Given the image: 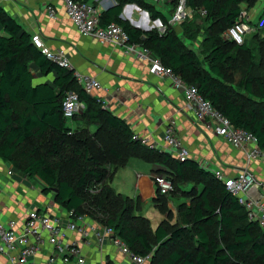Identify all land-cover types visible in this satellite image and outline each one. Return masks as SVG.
Wrapping results in <instances>:
<instances>
[{
    "label": "trees",
    "instance_id": "trees-1",
    "mask_svg": "<svg viewBox=\"0 0 264 264\" xmlns=\"http://www.w3.org/2000/svg\"><path fill=\"white\" fill-rule=\"evenodd\" d=\"M114 1L102 11L103 25L123 27L131 42L148 49L185 82L195 85L235 127L256 135L264 149V28L246 37L243 44L223 37L239 19L241 4L250 8L258 0H189L191 7H205L207 17L168 26L163 34L140 29L121 17L124 6L134 3L152 19L167 23L159 5L147 0ZM0 24L3 162L23 176L38 178L42 193H52L63 209L112 227L134 253L151 254L150 264H264V229L249 220L246 208L223 182L196 161H179L134 139L128 123L86 93L72 70L46 58L1 5ZM198 35L203 37L200 43ZM183 38L197 47L188 46ZM199 52L206 57L202 59ZM31 64L42 75L51 74L53 81L35 84ZM68 92L77 93L85 103L83 113L71 120L83 122L86 127L82 130L74 131L63 115ZM132 158L169 166L170 196L178 189L183 198L191 196L188 203L177 205L174 224L166 216L153 228L148 217L136 214L141 200L117 193L111 186L115 171ZM186 183L197 189L186 195L180 186ZM198 186H202L200 190ZM167 194L157 189L153 198L161 213L171 210Z\"/></svg>",
    "mask_w": 264,
    "mask_h": 264
},
{
    "label": "built area",
    "instance_id": "built-area-1",
    "mask_svg": "<svg viewBox=\"0 0 264 264\" xmlns=\"http://www.w3.org/2000/svg\"><path fill=\"white\" fill-rule=\"evenodd\" d=\"M147 1L159 5L162 12L167 8L171 17L167 19V23H164L161 19H152L150 13L138 4H126L122 15L143 30L157 29L163 34L168 26H178L193 17L205 18L208 15L205 7H191L189 0ZM62 2L67 17L82 36L120 47L125 55L135 56L148 63L152 75L167 79L171 87L182 92L196 120L208 123L215 135L224 138L233 147H248L245 152L248 162L257 159L264 161V149L259 146L256 135L235 127L229 118L202 96L195 85L185 82L159 58L154 57L148 49L131 42L123 27L116 23L103 25L102 10L92 1L62 0ZM47 11L52 19L57 18V9L54 6H48ZM262 28L263 23H253L246 11L242 10L239 19L225 31L223 37L237 44H243L246 37ZM31 41L46 58L60 67L72 70L77 83L86 93L91 94L101 87V83L95 77L83 74L74 68L64 49L46 48L39 33L31 34ZM80 102L77 93H67L62 110L65 119L69 122L76 114ZM134 139L154 147L148 139L135 134ZM164 140L179 161L190 159L191 152L178 135L175 121L167 123ZM213 174L246 208L249 220L257 222L264 229V199L250 195L258 185L249 170L245 168L232 177L226 175L222 169L215 170ZM154 179L160 193L167 194L173 190V183L167 177L157 176ZM92 242L101 251L105 246L111 247L116 253L124 256L129 264H150L151 254L144 256L131 251L112 227L94 221L86 214L79 215L74 211H67L57 205L53 198L44 206L28 209L23 220L0 219V255L11 264H70L73 261L75 264H87L85 247ZM103 264H118V261L112 259Z\"/></svg>",
    "mask_w": 264,
    "mask_h": 264
},
{
    "label": "crops",
    "instance_id": "crops-1",
    "mask_svg": "<svg viewBox=\"0 0 264 264\" xmlns=\"http://www.w3.org/2000/svg\"><path fill=\"white\" fill-rule=\"evenodd\" d=\"M89 1L97 2V7L102 11L115 4L114 0ZM0 5L30 35L39 33L46 48L64 49L77 71L95 77L101 87L91 95L100 99L105 108L123 118L135 135L148 139L155 148L174 157L164 140V135L167 123L175 121L178 135L191 152L189 160L196 161L203 169L212 173L222 169L231 177L245 168L248 169L258 185L250 195L264 199V161L257 159L248 162L245 153L248 147H233L227 140L215 135L208 123L196 120L182 92L171 87L167 79L152 75L148 63L135 56L125 55L120 47L82 36L67 17L62 0H0ZM50 5L57 9L56 19H52L48 14L47 7ZM262 17L261 15L259 20ZM0 34H3L1 24ZM31 68L35 84L53 81L51 74L42 75L36 65L31 64ZM125 166L128 167L127 170H130L129 166L132 167L128 177L132 176L138 180V188L145 175L153 178L152 165L143 160L132 158ZM11 170L12 166L0 159V194L3 190L13 192L11 206L9 200L7 202L0 199V219L23 220L28 210L26 207L33 201V196L29 199L24 195H16L14 188L10 187L14 183L10 182L13 176L12 173L9 174ZM119 170H116L115 174ZM19 182L17 184H21ZM110 184L115 192L123 194L118 191V187L113 186V179ZM138 188L136 185L132 193L123 195L141 200ZM29 191L32 194L39 192L37 196L40 201L35 206L46 204L44 199L47 197L42 191ZM15 207L19 208L18 212ZM172 207L170 205V208ZM164 218L161 214L156 218V222L150 219L153 228ZM85 253L87 264H103L112 259L118 261V264H129L124 256L116 253L111 247L105 246L101 251L93 242L85 247ZM0 264L11 263L0 255Z\"/></svg>",
    "mask_w": 264,
    "mask_h": 264
},
{
    "label": "rangeland",
    "instance_id": "rangeland-1",
    "mask_svg": "<svg viewBox=\"0 0 264 264\" xmlns=\"http://www.w3.org/2000/svg\"><path fill=\"white\" fill-rule=\"evenodd\" d=\"M241 8L243 11H246L247 16L250 19V21H252L254 23H257L259 21L258 24L260 22L263 23V28H264V0H258L256 2V4L250 8H248L247 4L245 2H243L241 4ZM163 11H164L163 13L166 16V18L169 19L171 17L169 10L167 8H164ZM261 15L263 17L259 20V17ZM199 20H201V19H199ZM183 40L188 46H193L194 48L197 47V46H195L193 41L186 39V38H183ZM202 40H203V37L201 35H198L196 41L198 43H200V42H202ZM199 53H200L199 55L201 56L202 59H204L206 57L205 53L204 54H202L201 52H199ZM84 110H85V103L83 101H81L79 106H78V109L76 111V114H78V115L82 114ZM70 126L72 127V129L74 131L75 130L76 131L82 130L83 128L86 127V125L83 122H78V121L77 122L71 121ZM91 130H94V128H91ZM143 162H145V161H143ZM145 163H147V162H145ZM151 165L153 167V178H151L149 175H145L144 179L139 184V188H138V180H136V178L134 179V177H132V176L128 177V174L130 172H132L131 166H129L130 170H127V168H128L127 166H125V167L122 166L119 168L120 170L113 177V186L118 187L119 192H122L123 194L129 195V192L132 193L133 189L137 185V188L140 190L139 194L141 197V204H139V210L136 211V214H142V215L148 217L149 219H151L153 222L156 220V218H159L160 215L162 214L165 216V218L162 221H164L167 217H169V222L171 224H174L176 222V218H177L176 217L177 216V212H176L177 205L181 201H185L186 203H188L190 201L191 196H189L188 198H183L181 195V192L179 191L180 189H178V191L175 193V195H172L173 197L170 196V194H171V192H170L169 194H167V196H169L170 205L173 206L171 208V210L169 212H166V213H161L159 210H157L153 204V198H154V196H156V188H157L154 177H157V176L167 177L169 174H171L170 171L172 169L169 166H166L167 167L166 168L161 163H156V164H151ZM139 170H142V169H139ZM11 173L13 174V176H12L10 182L14 181V183L11 184L10 187L14 188V192L16 193V195L17 194L24 195V196H27L29 199L31 196H33V201L29 202L26 209H30V208L34 207L35 205L39 204L40 200L37 196V194L39 192H37V193L35 192L36 194L35 193L32 194V192H30L29 189L30 190H37V191L41 192L43 189L42 182L38 178L32 179V178H28L26 176H23L19 172L15 171L13 169L11 170ZM145 177H147V178H145ZM19 181L21 182V184H17ZM180 186H181V190H183V192H186V195L191 194L192 192H194L195 189H197V187L196 188L193 187V184H190V183L181 184ZM198 187H199L198 190H200L202 186H198ZM0 195H1L0 199L5 200L7 202L10 201L9 205L11 206L13 192L10 190H9V192H6L5 190H3L2 194H0ZM45 196L47 197L44 199V200H46V203H49V200L51 198H53L52 193L49 195H45ZM170 197L172 198L171 200H170ZM18 210H19V208L15 207V211L18 212ZM170 212H171V214L169 215L168 213H170Z\"/></svg>",
    "mask_w": 264,
    "mask_h": 264
},
{
    "label": "water",
    "instance_id": "water-1",
    "mask_svg": "<svg viewBox=\"0 0 264 264\" xmlns=\"http://www.w3.org/2000/svg\"><path fill=\"white\" fill-rule=\"evenodd\" d=\"M121 17H122V18H124V16H123V15H121ZM124 19H127V20H128V18H124ZM134 26H136V25H134ZM136 27H137V26H136ZM146 30H149V29H146Z\"/></svg>",
    "mask_w": 264,
    "mask_h": 264
}]
</instances>
